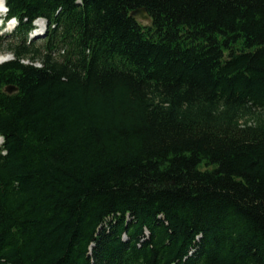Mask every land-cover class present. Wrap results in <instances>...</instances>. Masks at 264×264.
I'll return each instance as SVG.
<instances>
[{
	"label": "trees",
	"instance_id": "1",
	"mask_svg": "<svg viewBox=\"0 0 264 264\" xmlns=\"http://www.w3.org/2000/svg\"><path fill=\"white\" fill-rule=\"evenodd\" d=\"M4 3L0 264H264V0Z\"/></svg>",
	"mask_w": 264,
	"mask_h": 264
},
{
	"label": "rangeland",
	"instance_id": "2",
	"mask_svg": "<svg viewBox=\"0 0 264 264\" xmlns=\"http://www.w3.org/2000/svg\"><path fill=\"white\" fill-rule=\"evenodd\" d=\"M4 18V13L0 15V25H2V28L0 29V36L5 35L10 33L11 31H13V24H9V23H5L6 20L3 19ZM44 26V25H43ZM41 27V26H40ZM39 29V27H37V30ZM36 32V31H35ZM34 33V32H33ZM43 34L42 30L39 29V31L37 32V34ZM41 37V36H40ZM40 37H37L40 39ZM35 38V40H39ZM13 56L12 54L7 50V45L5 42H0V62L4 61V60H10L12 59ZM2 60V61H1ZM1 143V140H0Z\"/></svg>",
	"mask_w": 264,
	"mask_h": 264
},
{
	"label": "water",
	"instance_id": "3",
	"mask_svg": "<svg viewBox=\"0 0 264 264\" xmlns=\"http://www.w3.org/2000/svg\"><path fill=\"white\" fill-rule=\"evenodd\" d=\"M130 15L133 18L144 21V22H149V19H150L148 13L142 7L135 8L134 10H132L130 12ZM4 91L8 94H12V93H15L17 91V88H15L11 85H7L4 87Z\"/></svg>",
	"mask_w": 264,
	"mask_h": 264
},
{
	"label": "bare ground",
	"instance_id": "4",
	"mask_svg": "<svg viewBox=\"0 0 264 264\" xmlns=\"http://www.w3.org/2000/svg\"><path fill=\"white\" fill-rule=\"evenodd\" d=\"M4 11H5V8H4L3 0H0V15L3 14ZM36 25H37V27H40L41 23L40 22H36Z\"/></svg>",
	"mask_w": 264,
	"mask_h": 264
}]
</instances>
